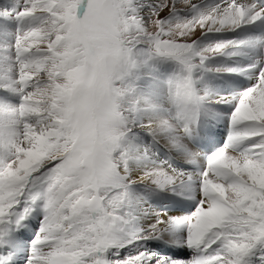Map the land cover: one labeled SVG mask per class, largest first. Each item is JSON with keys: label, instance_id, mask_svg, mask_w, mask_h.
I'll return each instance as SVG.
<instances>
[{"label": "snow or ice", "instance_id": "6c2138e0", "mask_svg": "<svg viewBox=\"0 0 264 264\" xmlns=\"http://www.w3.org/2000/svg\"><path fill=\"white\" fill-rule=\"evenodd\" d=\"M179 2L19 0L13 9H0V20L13 15L18 33L25 20L32 22L30 30L13 41L17 63L39 42L43 46L37 49L38 58L26 63L37 71L51 64L50 80H64V88L72 89L68 95L54 85L60 107L54 104L36 118V140L44 145L47 158L27 171L20 157L15 172H4L0 164L5 177L0 179V264H264V182L254 183L248 173L250 167L264 172V34L206 42L225 28L238 34L245 26L264 25V0H253L247 7L224 0L222 10L220 5L212 10L216 17L188 0L184 18L192 31L200 24L199 34L162 46L167 33L158 29L147 35L148 26L152 21L161 28L174 22L181 15ZM37 11L43 15L37 16ZM121 28L145 33L141 38L155 47L152 55L176 64L183 81L178 93L183 90L182 98H190L198 114L194 124L190 115L176 117L183 128L177 136L153 129L149 110L137 107L123 115L113 104L109 134H124L112 135L101 161L88 152L86 114L95 115V85L89 81L102 65L117 60L123 65L127 42L119 39ZM217 57L231 62L217 64L215 75L221 83H209L201 92ZM225 77L235 79L222 91ZM18 87L0 80V93L19 95L23 104L27 96L17 92ZM221 120L226 136L216 126ZM4 131L0 123V134ZM7 132L12 135L11 126ZM69 146L63 156L53 158L47 151ZM181 156L187 162L174 166ZM141 187L179 195L194 207L184 216L141 208L134 197L150 204L144 196L137 197L135 190ZM145 218L151 221L146 226L141 222ZM101 221L105 226L113 221L114 226L102 231ZM29 226L31 235L24 231ZM149 241H157L154 248L172 255L148 248Z\"/></svg>", "mask_w": 264, "mask_h": 264}, {"label": "rangeland", "instance_id": "374dc122", "mask_svg": "<svg viewBox=\"0 0 264 264\" xmlns=\"http://www.w3.org/2000/svg\"><path fill=\"white\" fill-rule=\"evenodd\" d=\"M220 1L221 0H218V4ZM18 2L19 0H11V4L8 6H3L1 5L0 2V9H13ZM72 2L78 3L79 0H72ZM144 2L149 3V0H144ZM159 2L160 0H157L155 3L154 2L151 3L156 4ZM192 3L199 4L202 8H204L206 12L210 11V7L200 2V0H192ZM187 4H188V0H180V2L177 4V9L181 13L180 17L175 19L174 22L172 23L165 24V26L162 28L156 22L152 21L148 26L147 35L157 34L158 29L160 32H162L161 30L165 29V27L168 25L171 27V30L165 32L167 33V35L163 37V39L160 41V44L162 46L170 45L180 41V38L175 37V34L171 33V31H173V28H175L176 25H178L176 27V31H178L179 29L185 31L186 28L192 29V25L190 21L184 18V16L189 12V8L186 7ZM150 11L151 10H149V12ZM149 12L144 13V15H148ZM73 14H74V10H73ZM36 15L40 16L43 15V13L37 11ZM129 19L132 18L130 17ZM8 21L15 23L17 25L16 20L11 14L7 15L5 19L0 20V80H11L13 81V83L20 85V87H18L16 91L20 92L23 90V95L27 96V101L21 104V99H22L21 96L9 93L12 97L10 101H7L2 95L5 96V94L8 93H0V101L3 100L2 101L3 107L0 108V123L3 124V127L5 129V131L2 134H0V164L4 166V172H15L19 168L17 163L18 161H20V159H18V157L22 159L24 158L25 144L31 142L37 135L36 130L40 127V125L37 124V119H36L37 116L40 115L41 113H46V111L50 109L54 104L56 105V107H60V105L57 104V101L61 97L57 93V89L56 87H54V85L59 86L60 93H64L65 91H67L68 95L72 94V89L66 90L64 88V84H65L64 80H50L47 73L48 71L52 70L51 64L47 65L46 67H41L40 70L37 71L36 68L26 63L28 61H32L38 58L37 49L43 46L39 42H36V47H33L30 52L23 53L22 56L20 57V62L17 63L16 54L12 50L13 41L17 35L23 36L25 31L30 30V28L32 27V22L30 20H26V26L29 25L28 28L25 31H23L22 28H20L19 33L17 32V26L13 25L14 28L12 29L15 32L14 33L11 30V28H9L10 26L9 27L6 26V24H8ZM185 22L186 24L182 26ZM198 25L200 24L196 23L195 28ZM246 27L247 26H245V28ZM119 31H120L119 39L121 41L127 42L124 45V49H125L124 55L121 57V59L123 60V65L119 63V60L116 61L115 65H112V62H109V65L107 66L102 65L89 81L90 85L92 84L95 85L94 105H93V108L95 109V115H93L92 111H89L86 114L87 115L86 127L89 129L88 135L90 137V139L88 140V152L90 154H94L98 156L101 159V161L104 159L103 156L105 152V144H107L112 139V135L123 136L124 134L123 130H120L119 132L116 133H112V135L109 134L110 130L108 128L107 121L111 115V112L114 110L112 108V105L116 104L117 107L119 108V112L117 114L128 115L129 109H132V111L134 112L133 104L136 102L135 99L137 98L138 94L141 95L143 93L146 94L145 88L148 89V86L152 85L154 88L156 86L158 91L161 92V94L163 92V87L158 85L159 84L157 82L158 80L155 79H158L156 78L157 77L156 73H157V69H159L161 61H165V60L159 59L154 55H152V53L155 52V47L152 46L148 40L141 38L145 35V33L143 34V32H140L139 34L134 30L132 32H129L127 28H121ZM197 31L198 29L195 32L191 30V32L193 33H191L190 35L184 34L183 40L185 42L189 41L194 36L199 34ZM239 34L240 33L238 34L231 33L230 29L225 28L223 30V34L211 35L206 38V42L216 41L217 38L218 40L244 38L242 34L240 35ZM245 35H246L245 37L248 36L247 33H245ZM133 49H138L135 54H133L132 52ZM151 57L155 58V63L152 62ZM211 63H212V70L206 74L205 83L200 85L201 92H203L205 85L210 83L211 79L208 77V74L215 73V66L217 64H223L226 62L223 59V57H217ZM155 66L157 67V69L155 68ZM121 67H124L123 72H120ZM130 71H132V74ZM134 72L137 74L142 72L141 74H143L144 76L142 75L140 78H137L138 76L137 75L135 76ZM21 75H23L24 77V84H20ZM199 75L200 74H197V79L199 78ZM160 77H162V75H160ZM179 77H180V72L178 68H176V74L175 76L172 77L174 92L183 83V81L178 79ZM215 77L216 78H214V81L218 82V84L221 83L219 78L217 76ZM228 80L229 77H225V83L227 85L228 82L231 81ZM149 82L152 83L150 84ZM248 84L250 85L249 82ZM25 85H31V87L26 88ZM179 94H183L182 89H181V93ZM177 96L179 97H176V99H179L181 97L180 95ZM115 97H119L120 101L123 102L119 103L118 101L115 100ZM18 101L20 102L17 103ZM25 104L31 108V110L26 111V113L25 111L23 110L21 111L19 109ZM7 106H11L12 108H9ZM173 108L174 105H172V108H168L166 109V111H164L165 114L164 118H167L169 120V121L167 120L168 122L174 124L176 129H178L179 131L178 133H181L182 130V134H183V128L180 126V122L179 120L176 119V117L179 116L181 119H183L186 113L185 114L178 113L179 111L177 110L174 111ZM188 111L190 112L187 115H190L192 118H195V116L198 114L194 109H189ZM220 122H221V126L224 127L223 123L225 124V122L223 120H221ZM10 126L12 128V135H9L7 132V129ZM225 129L227 130L226 124H225ZM226 135L227 134H225V136ZM70 150H71V146H69L68 149H63L60 152H54L52 150H47V151L54 158L55 156H63L65 155L66 151H70ZM45 153H46V149H42L39 153L40 155L37 156L38 157L37 160H34L31 164H27V165L23 164L25 171L34 167L42 159H46L47 156L45 155ZM11 161H16V163L15 164L10 163ZM181 163L184 164V162ZM173 164L174 166L178 167L176 162L173 161ZM21 175H23V173H21ZM4 178L5 177L3 176V173H0V179H4ZM37 187H39V182H37ZM28 188H32V185L28 184ZM141 191L142 193L145 194L150 190L143 189V187H141ZM152 192H154L152 193L154 195L155 191ZM171 199H176V198L171 197ZM193 207L194 205L191 207V210ZM113 215H117V214H113ZM113 226H114L113 221H109L106 226L103 225V222L101 221L102 231L108 232L113 228ZM147 247L155 251L154 247H150L149 244H147ZM132 251L134 252L135 248H133ZM160 254L167 256L172 255L170 254V252L167 251L160 252ZM187 254L189 256V252H187Z\"/></svg>", "mask_w": 264, "mask_h": 264}, {"label": "bare ground", "instance_id": "6f19581e", "mask_svg": "<svg viewBox=\"0 0 264 264\" xmlns=\"http://www.w3.org/2000/svg\"><path fill=\"white\" fill-rule=\"evenodd\" d=\"M156 1L157 0H149V3H151V2L155 3ZM200 2H202L206 6L210 7V11L208 13H211L214 17L217 16V12H213L212 10H213V8H215L216 5H220V10H222L225 7L224 0H221L219 2V4H218V0H200ZM235 2L237 5H244L245 7L252 4V1H250V0H235ZM166 24H168V23H166ZM185 24H186V22L182 26H184ZM206 24L208 26H212V27L218 26V25L213 26L211 21H206ZM177 26L178 25H176L175 28H173V31H171V33L175 34V37L181 38V36L184 37V34L190 35L191 33L195 32L197 29H198L197 32L198 33L200 32V25H198L195 28V31H193V32H191L192 29H187V28L185 31L181 30V29L176 31ZM227 29H230V27ZM169 30H171V27L167 25L165 27V29H163L161 31L162 32H168ZM240 34H242L244 36V38H246L244 31L240 32ZM141 35H142V33H141ZM217 40H218V38H217ZM245 63H246V61H245ZM130 72L132 74V71H130ZM141 73L137 74L134 72V75L135 76L137 75L138 76L137 78H140L143 75ZM165 74H167V73H165ZM242 78L243 77H240V79H242ZM232 79H235V77H229V80H232ZM155 80H157V79H155ZM157 82L159 83L158 85L163 87L164 84L162 81L158 80ZM248 82L251 83V81H248ZM149 83L151 84L152 82H149ZM226 85L227 84L225 83L224 88L226 87ZM145 92H146V94H144V93L142 95L138 94L137 98L135 99L136 102L134 101L135 103L133 104L134 112L136 111L137 107H139L142 110L147 109V110H149V113L154 116V119L152 121V128L155 129L157 132L164 133V132H169L171 130L173 135H177V136L182 135V130H181V133H178L179 131H178V129H176L174 124H172L171 122H168L169 120L167 118H164V115H165L164 111H166V108L169 107L168 98L164 97V93L162 92V94H161V92L158 91L157 87L155 86V88H154L152 85L148 86V89L145 88ZM179 95L181 97L179 99H177V107L186 108L188 106L189 102L191 101V99L190 98H182L183 94H179ZM2 96L5 98V96H9V94H5V96L4 95H2ZM176 97H179V96H176ZM1 101H3V100H1ZM7 107L12 108L11 106H7ZM19 109L21 111L22 110L25 111V113H26V111L31 110V108L28 107L26 104L23 105L22 107H20ZM178 113H180V112H178ZM202 121H203V118H202ZM216 126L218 128H221V127H219V126H221V122H219ZM222 128H224V127L222 126ZM221 131H222V129H221ZM224 134H226V133H224ZM161 142L163 143V141H161ZM42 149H45L44 145L42 143H39L36 140V136H35V138L31 142H29L28 144L26 143L24 146V158L22 159L23 164L24 165L31 164L34 160H37V158H38L37 156L40 155L39 153ZM179 158L181 159V161H179V163L174 161L177 163L178 167L183 165V163H181V162H187V160H185L183 156H181ZM20 163H21V161H18V163H17L18 167H20ZM248 173H249V176L253 180L254 183L256 182L258 184H261L262 182H264V172H262L259 168L250 167L248 169ZM135 191H136L137 197H143L144 196L146 199H148L150 204L144 203V202H142V200L137 199L136 197H134L133 203L138 204L139 207H141V208L151 206V208L157 213H167L168 215H171V216H184V215L190 214L191 207L194 205L193 201L186 199V198H182L179 195H175V194H172L169 192L155 191V194L153 195L152 193H154V192H152L151 190L145 194L142 193L141 188L136 189ZM170 196L176 198L177 200L171 199ZM168 210H170V211H168ZM124 211H125V214L127 215L128 209L125 208ZM120 218H122V217H120ZM141 222L146 226L151 221L148 220L147 218H145V219H142ZM24 231H27L30 235L32 234L30 226H29V228L24 229ZM24 243H25V245H27L29 242L24 241ZM156 243H158V242L157 241H149L148 242L150 247H153V245ZM164 247L169 248V247H173V246L172 245H164ZM154 249H155V252L160 253L159 248H154ZM185 251L189 252V256H190V253H191L190 250L185 249ZM170 254H172V253L170 252ZM169 256H171V255H169ZM184 258L186 259L187 256Z\"/></svg>", "mask_w": 264, "mask_h": 264}]
</instances>
